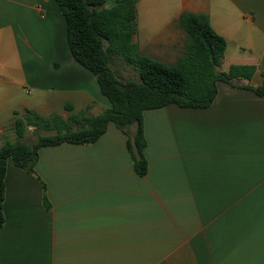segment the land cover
Wrapping results in <instances>:
<instances>
[{"label": "crops", "instance_id": "obj_1", "mask_svg": "<svg viewBox=\"0 0 264 264\" xmlns=\"http://www.w3.org/2000/svg\"><path fill=\"white\" fill-rule=\"evenodd\" d=\"M183 13L225 39L222 71L254 66L244 82L260 84L264 0H137L120 29L131 56L176 68ZM101 97L54 1L0 0V146L26 111L65 119L70 103L96 115L110 107ZM143 126L144 177L111 123L91 145L39 149L36 176L9 160L0 264H264V96L218 82L210 107L147 110Z\"/></svg>", "mask_w": 264, "mask_h": 264}, {"label": "trees", "instance_id": "obj_2", "mask_svg": "<svg viewBox=\"0 0 264 264\" xmlns=\"http://www.w3.org/2000/svg\"><path fill=\"white\" fill-rule=\"evenodd\" d=\"M52 1L64 18L71 56L96 78L100 93L110 107L99 114L88 115L66 103L65 119L56 114L42 117L31 111L14 119L12 130L18 142L5 141L0 146V226L5 222L3 203L9 160L19 170L36 176L39 149L64 143L91 145L104 135L111 123L126 137L133 171L144 177L148 171L144 157L145 111L170 104L183 109L208 108L217 96L218 82L264 96V68L256 87L244 82L252 80L256 72L254 66L232 65L227 71L218 72L226 42L212 29L205 15L182 14L181 25L189 37V45L179 65L170 68L150 59L131 56L128 51L120 29L134 20L137 0ZM113 53L123 55L138 70V81L117 77L111 67ZM28 127L35 128L36 140L31 144L20 143ZM37 131L54 134L39 135ZM43 202L46 206L45 196Z\"/></svg>", "mask_w": 264, "mask_h": 264}, {"label": "rangeland", "instance_id": "obj_3", "mask_svg": "<svg viewBox=\"0 0 264 264\" xmlns=\"http://www.w3.org/2000/svg\"><path fill=\"white\" fill-rule=\"evenodd\" d=\"M121 65L122 64L117 59L114 58L112 60V67L114 68L115 72L117 73V77L119 79H123V80L132 79V80H136V81L139 80L138 73L134 70V68L132 66H129V67H127L126 69H124L122 71ZM258 78H259V76H257L254 80L257 81ZM101 98L105 102H107L106 99H104L103 97H101ZM76 111H81V110H76ZM82 111H84L87 114L86 110L82 109ZM94 113L98 114V113H101V112H94ZM27 130H26V132L24 134L23 140L20 141V143L30 144V143H34L35 142V140H36V135H35V132H34L35 128L34 127H29V130L28 131ZM37 134H39V135H53L54 132L37 131ZM5 141H9V142H12V143L18 142L14 132H11L10 134H8L7 138L5 140H3L1 143H4Z\"/></svg>", "mask_w": 264, "mask_h": 264}, {"label": "water", "instance_id": "obj_4", "mask_svg": "<svg viewBox=\"0 0 264 264\" xmlns=\"http://www.w3.org/2000/svg\"><path fill=\"white\" fill-rule=\"evenodd\" d=\"M218 70V72H222V70H221V68H218L217 69ZM235 84H240L241 83V81H233Z\"/></svg>", "mask_w": 264, "mask_h": 264}]
</instances>
